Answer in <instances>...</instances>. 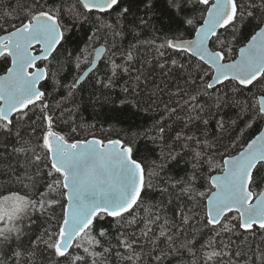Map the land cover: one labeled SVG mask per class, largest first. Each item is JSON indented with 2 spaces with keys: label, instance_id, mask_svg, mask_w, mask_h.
Returning a JSON list of instances; mask_svg holds the SVG:
<instances>
[{
  "label": "snow or ice",
  "instance_id": "1",
  "mask_svg": "<svg viewBox=\"0 0 264 264\" xmlns=\"http://www.w3.org/2000/svg\"><path fill=\"white\" fill-rule=\"evenodd\" d=\"M164 3L171 35L157 26V0H139L131 24L137 0L0 8V138H13L0 152V264H264V130L246 135L264 123V0ZM143 46L163 59L162 74L183 71L184 86L168 93L175 106L158 86L157 99L141 98L143 73H131ZM66 65L76 73L67 83ZM125 76L104 138L76 122L78 90L91 83L116 104ZM132 109L158 118L119 127ZM142 140L153 156L141 155ZM181 161L184 174L171 175ZM37 215L46 226L30 236Z\"/></svg>",
  "mask_w": 264,
  "mask_h": 264
},
{
  "label": "trees",
  "instance_id": "2",
  "mask_svg": "<svg viewBox=\"0 0 264 264\" xmlns=\"http://www.w3.org/2000/svg\"><path fill=\"white\" fill-rule=\"evenodd\" d=\"M17 0H0V8L7 7L11 9L15 7ZM139 4V0H137ZM159 4L158 13L163 15L164 19L162 22H158L157 26L161 29V34L167 33L171 35L173 31L177 29V25L169 21V18L166 14L167 9L164 3V0H157ZM144 8L143 4H139V7L136 6L132 7V15H130L127 19L128 24L133 23L137 20V17L143 15ZM11 23H15V21H11ZM0 24H4L3 19H0ZM8 27L7 24L4 25ZM71 26V25H70ZM79 36H83L82 30H77ZM1 34V33H0ZM142 38L147 39L148 35L145 34ZM190 38V37H189ZM128 39H131L129 37ZM124 44H127V40L124 41ZM163 62V59L158 57L155 53L153 48L148 46H143L140 48L137 59L135 62V66L132 69V77L134 78L137 74V70L143 73V76L140 81V87L137 89L140 92V96L142 99H147L151 96L152 90L162 89L163 91L159 92V101L170 103L171 106H175L172 104L169 92L175 90L177 85L184 86V73L182 70L173 69L167 75L162 74L161 69L159 68V64ZM0 73H3V66L0 65ZM75 69L72 65H66L65 70L61 73L62 81L67 83L71 82L72 76H74ZM128 80V77H122L120 81V86L113 90L111 93V99L116 100L117 103L113 104L110 102L105 101L104 99L98 100L97 97L99 96V92L96 91L91 83H86L80 90H78L76 96V102L78 105V111L75 113V119L78 124L84 125L87 129L88 125H95L96 128L91 131H95V134L100 137L104 138L102 132L99 131L100 128H107L111 124L117 123V120L114 117L117 115L113 109L118 107V97L122 95L121 87L125 84ZM167 85V87H165ZM49 90H51V83L49 82ZM66 95V92L61 89L57 96ZM152 99H157V97L151 96ZM202 104L211 103V100L208 96H202L201 101ZM163 105L161 104V108ZM132 112L136 113L132 115V113L125 114L122 119L123 123L118 124L119 127L123 128H131L133 131L137 129H144L148 128L152 125L155 119L158 118L157 112H139L136 109H132ZM221 116H224L227 119L228 116L232 115V111L230 109H225L223 112L220 113ZM216 122L215 119H211L208 125L209 134L212 135L216 132ZM263 123H258L254 125L253 129H248L246 135L251 137L258 133V131L262 128ZM242 126V125H241ZM65 131L67 130V126H61ZM236 133L233 132L232 135L234 136ZM84 135H88V132H85ZM78 138H84V136H80ZM12 139L9 138H0V152L7 155L11 152L12 149ZM230 141L225 138L224 143H229ZM147 145V147H146ZM153 147L147 141H140L138 143V148L140 150L141 155L143 156H153L149 150ZM234 154V153H233ZM186 165L183 161L180 162L179 165H171L170 166V174L173 176H180L184 174L186 169ZM157 200L160 199L158 193L152 194ZM179 201H174L172 204H165L164 208V215L171 217L173 212L176 208V204ZM34 223L31 224V229L29 230L30 236L39 235L43 228L46 226V218L41 217L39 215L33 217ZM27 239V238H26Z\"/></svg>",
  "mask_w": 264,
  "mask_h": 264
},
{
  "label": "water",
  "instance_id": "3",
  "mask_svg": "<svg viewBox=\"0 0 264 264\" xmlns=\"http://www.w3.org/2000/svg\"><path fill=\"white\" fill-rule=\"evenodd\" d=\"M2 34V33H1ZM0 74H3V73H0ZM260 130H264V123L262 125V128ZM258 134V133H257ZM90 138V137H89Z\"/></svg>",
  "mask_w": 264,
  "mask_h": 264
}]
</instances>
